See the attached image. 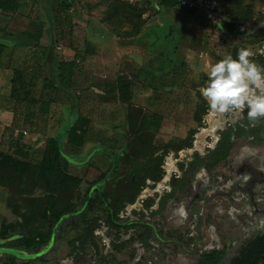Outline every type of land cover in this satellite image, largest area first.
<instances>
[{
    "label": "rangeland",
    "instance_id": "obj_1",
    "mask_svg": "<svg viewBox=\"0 0 264 264\" xmlns=\"http://www.w3.org/2000/svg\"><path fill=\"white\" fill-rule=\"evenodd\" d=\"M21 3L0 14V27L22 37L13 46L31 47L0 65L17 125L33 130L27 122L48 102V132L68 117L93 123L81 153L67 151L68 171L82 181L61 220L41 216L53 196L17 201L0 186V264H230L264 232V118L249 123L246 109L212 113L200 88L206 66L242 48L264 66L261 37L253 36L264 0H219L213 24L201 10L163 0ZM65 61L75 73L61 89ZM17 133L4 149L25 154L17 139L26 134ZM17 211L38 218L22 228ZM36 228L51 236L29 246Z\"/></svg>",
    "mask_w": 264,
    "mask_h": 264
},
{
    "label": "trees",
    "instance_id": "obj_2",
    "mask_svg": "<svg viewBox=\"0 0 264 264\" xmlns=\"http://www.w3.org/2000/svg\"><path fill=\"white\" fill-rule=\"evenodd\" d=\"M22 1L23 0H0V11L5 14L15 13L22 6ZM163 3L170 7L178 6L175 0H163ZM37 10L36 6L33 5L32 11H35V14H37ZM6 50L7 46L0 43V63L6 54ZM55 50L56 38L52 37L47 53L49 65L52 64L55 58ZM74 73V61H65L62 63L61 89L72 87ZM125 79L124 75L119 76L118 83L121 85L125 84ZM124 94L125 96L121 95V100L126 102L128 91L125 90ZM13 99L14 97L10 95L6 100L12 103ZM49 107V102L42 105L40 109L41 113L46 114L49 111ZM11 110L16 112L12 107ZM92 123L90 117L80 115L69 126L66 141L48 137L42 159L37 163L32 162L25 157L26 155L24 153H20L16 149L13 153H6L0 149V186L7 187L10 190L11 196L16 198L17 201L21 200L19 198L35 196L38 191L53 196L54 198L48 203V206L43 210L41 216L49 214L54 220H61L67 213L74 210L73 194L76 187L82 181L80 177L69 173V160L66 157L68 156L67 151L74 154L81 153V149L88 141ZM132 133H134V131ZM161 176L162 173L157 176H148L147 179L158 181L161 179ZM117 193H115V197ZM134 200L135 198L132 199L131 202ZM11 206L15 208L13 204ZM17 212L23 220L22 223L17 222L22 228H28L30 224L38 218L36 215H33L32 218L25 212ZM6 229L7 228L4 227L2 232L6 233ZM50 236L51 230L42 231L40 228L30 230L28 245H42ZM218 255L221 256V253L218 252L217 256ZM263 259L264 233H260L241 248L238 255L232 258L230 264H260Z\"/></svg>",
    "mask_w": 264,
    "mask_h": 264
},
{
    "label": "clouds",
    "instance_id": "obj_3",
    "mask_svg": "<svg viewBox=\"0 0 264 264\" xmlns=\"http://www.w3.org/2000/svg\"><path fill=\"white\" fill-rule=\"evenodd\" d=\"M250 57L251 52L242 48L235 58L228 55L206 66L207 78L200 95L210 112L226 114L246 109L249 123L264 118V66Z\"/></svg>",
    "mask_w": 264,
    "mask_h": 264
},
{
    "label": "crops",
    "instance_id": "obj_4",
    "mask_svg": "<svg viewBox=\"0 0 264 264\" xmlns=\"http://www.w3.org/2000/svg\"><path fill=\"white\" fill-rule=\"evenodd\" d=\"M21 8L22 7H20L19 9H21ZM0 14L5 15V13H3L1 11H0ZM260 18H261V16H260ZM205 22H207V21L205 20ZM257 29H258V27H257ZM45 33H46V29L44 30V34ZM256 33H254L253 36L261 37L260 41H261L262 48L260 49L259 52L261 53V55L264 56V42L262 39L263 36H261V35L258 36ZM16 38L21 40L22 37L17 36V35L11 36L8 33H6V30L4 27H0V43L5 44L7 46V50H6L7 53L6 54L11 52L12 50L13 51H28L29 50L28 48H31L29 46L30 44H26V45H28V47H26L24 45L13 46V42L15 41ZM47 40H48L47 36H44L42 38L41 43L36 42L35 45L39 44V43L41 46L46 45ZM2 61H3V59H2ZM1 63H0V65H1ZM7 71H9V70H7ZM4 73H5V71H3L0 68V75L4 74ZM2 87L3 86L0 82V90H3V91H0V149L2 151L6 152V153H13L12 152L13 150H11V147L9 148V146L7 147L8 150L4 149L6 146L5 145L6 140L14 139V137L18 134L17 132H24L26 134V136H22V137L18 138L17 141L20 142V145L22 146L23 150L26 152L25 157L30 159L32 162L37 163L42 159L43 151H44L45 146H46V142L42 146V142L44 140L47 141L48 137L58 138L61 141L67 140V136H68L67 130L69 128V124L74 121L73 118L70 119V117H68L66 120L63 119L59 123L57 128H55V130L53 129V132H48L46 125L45 124L42 125V122L46 120L45 113H41V111L39 110L33 116L34 118H32L29 122H27V125H26L27 128L33 127L32 128L33 130L21 128V127H19V125H17L16 112L11 110V104L12 103L8 100H5L6 98L10 97L11 86L10 85L7 86L8 89L5 88V85L3 88ZM5 130H6V134H5ZM48 135H50V136H48ZM36 148H40L39 149L40 151L37 154H34V152H36ZM32 158H35L34 161L32 160Z\"/></svg>",
    "mask_w": 264,
    "mask_h": 264
},
{
    "label": "built area",
    "instance_id": "obj_5",
    "mask_svg": "<svg viewBox=\"0 0 264 264\" xmlns=\"http://www.w3.org/2000/svg\"><path fill=\"white\" fill-rule=\"evenodd\" d=\"M180 8L189 11L201 10L204 12L205 20L208 23H217L219 19V0H175ZM257 35L263 36L264 42V4L262 6L261 18L256 21Z\"/></svg>",
    "mask_w": 264,
    "mask_h": 264
},
{
    "label": "water",
    "instance_id": "obj_6",
    "mask_svg": "<svg viewBox=\"0 0 264 264\" xmlns=\"http://www.w3.org/2000/svg\"><path fill=\"white\" fill-rule=\"evenodd\" d=\"M260 264H264V259H263V261Z\"/></svg>",
    "mask_w": 264,
    "mask_h": 264
},
{
    "label": "flooded vegetation",
    "instance_id": "obj_7",
    "mask_svg": "<svg viewBox=\"0 0 264 264\" xmlns=\"http://www.w3.org/2000/svg\"><path fill=\"white\" fill-rule=\"evenodd\" d=\"M262 233H264V232H262ZM259 235V234H258Z\"/></svg>",
    "mask_w": 264,
    "mask_h": 264
}]
</instances>
